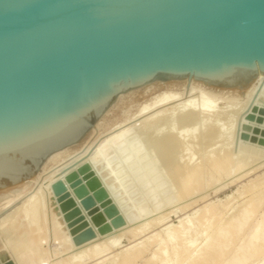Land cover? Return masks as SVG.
I'll return each instance as SVG.
<instances>
[{
  "label": "bare ground",
  "instance_id": "1",
  "mask_svg": "<svg viewBox=\"0 0 264 264\" xmlns=\"http://www.w3.org/2000/svg\"><path fill=\"white\" fill-rule=\"evenodd\" d=\"M154 81L156 80L137 88L147 84L146 87H150ZM174 84L179 87H167L155 93L130 117L116 122L107 132L89 142L73 157H80L79 162L72 163L73 161L70 160L72 164H67L63 159L71 154V146L81 142L92 129L93 131L98 129L102 125L103 116L109 113L112 105L130 91L120 93L82 139L49 155L41 164L36 176L0 186V264H8V261L12 264H44V260L49 261L50 259L57 260H51L52 263L48 262L49 264H136L140 260L142 264H249L251 260L264 254V210L258 214L264 204V174L252 178L243 189L238 188L236 193L228 197L227 201L208 198V195L204 194L205 196L199 200L182 208L183 212L179 215L180 220L178 219L177 224L166 221L170 218L168 215L174 214L172 211L169 214L166 213L167 216L159 218L157 216L152 218V221L131 227L134 221L147 213L149 205L152 211L161 209L167 199L177 205V202L189 196L193 197L199 190L210 188L215 183L218 184L223 172L233 179L235 178L232 176L234 169L235 172L240 173L239 179H241L264 165V75H257L252 81L238 86H221L198 78H184ZM137 88H133V91ZM138 129L141 131L139 132ZM133 135H137L135 139L141 144L135 146V149L133 148L135 151L131 153L132 146L128 148L130 142L127 140L131 136L134 137ZM201 141L203 144L204 141L206 145L208 144L204 154L199 155L195 152L188 158L186 157V166H177L178 174L174 173L176 183L174 182V186L169 191L166 190L164 193L162 191L163 194L161 193L159 198H156V195L157 200L151 204L149 202L146 209L142 210L138 207L142 211L133 215V218L130 217V214H133L132 211L129 210L130 214L126 217L123 212L127 219L124 218L122 222L119 220L120 223L115 224L116 227L118 226L121 237L123 234L127 236L128 233L129 235L127 236L130 239L129 243L123 250L116 251V248L122 245H119L120 233L115 234L118 230L109 233L108 229L111 227L110 223L113 224V219L117 223L118 218H113L110 212L102 215L101 211L96 209L93 216L97 219L100 214L101 218L104 216L102 221L104 220L105 223L100 221L103 224L100 228V233L104 235L103 240L101 241L100 237V241H97L99 237H96L98 236L96 233L98 234L99 231H95L90 225L91 220L88 219L91 218L86 217L85 219L83 214L85 220L82 218L83 221L77 223L76 230L80 237L82 235L84 242L81 239L77 240L79 243H85L86 236L90 235L89 245L92 240L96 242L94 244L92 242L89 250L88 246L83 244L84 246L80 247L81 250L78 253H72L71 250L75 245L72 241L74 234L64 232L63 227L73 218L79 219L82 214L78 212L76 214L75 208L67 207L66 196L72 191L73 200L82 212L87 211L84 207L90 208L92 205H89V200L88 203L77 195L69 180L75 169L79 171L85 164L90 165L97 178H100L99 181L102 182L100 183L108 190L112 184L115 188L116 186L121 187L119 185L122 179H126L130 170L126 172V169H121L122 163L125 164L122 165L124 167L131 165L138 162L137 160L146 153H150L152 160L165 158L169 156V153L171 157L172 151L178 147H189L190 144H199ZM184 150L188 149L184 148ZM124 154H126L125 157H123ZM119 156L120 159L122 156L125 160L121 159L120 165ZM249 160L259 161V166L255 168L254 164L256 165L257 162H253L254 167H248ZM49 166H52L50 170ZM86 173L79 172L77 177L86 181L89 191L97 190L98 187L94 188L95 184L91 182L95 178L94 175L89 176L87 173V176ZM105 179H112V184L104 183ZM222 185L216 186V190ZM118 191L119 189L117 194H119ZM246 191L249 192L250 198L244 200L239 208L237 207L238 211L235 214H231L230 217L227 213L225 215L224 212L228 211L233 200ZM110 193L112 194L110 197L113 196L111 191ZM21 198L26 200H24V206L17 207V210L14 203L18 200L20 203L23 202ZM81 199L83 205H81ZM201 201L205 202L203 206H200ZM254 220L256 223L251 225ZM163 223L165 227L155 232L158 225H163ZM84 233H88L85 238H83ZM11 234L16 235L18 239L15 243L13 240V243L9 241ZM238 239L243 241L242 244L229 255V248Z\"/></svg>",
  "mask_w": 264,
  "mask_h": 264
},
{
  "label": "water",
  "instance_id": "2",
  "mask_svg": "<svg viewBox=\"0 0 264 264\" xmlns=\"http://www.w3.org/2000/svg\"><path fill=\"white\" fill-rule=\"evenodd\" d=\"M257 75L264 0H0V186L36 176L120 93L153 80L238 86ZM79 172L94 175L88 164ZM79 172L69 180L83 198ZM95 196L109 197L103 185Z\"/></svg>",
  "mask_w": 264,
  "mask_h": 264
},
{
  "label": "rangeland",
  "instance_id": "3",
  "mask_svg": "<svg viewBox=\"0 0 264 264\" xmlns=\"http://www.w3.org/2000/svg\"><path fill=\"white\" fill-rule=\"evenodd\" d=\"M182 79H184V78H178V79H172V80H156V81H154V82H152L151 83V85H150V87H146V86H148V84L147 85H145V86H142V87H140V88H137V89H134V91L132 90V91H130L129 93H125V96L121 99V100H119V101H116L113 105H112V107L110 108V111H109V113L107 114V115H104L103 116V121H102V125L100 126V127H98V129H96V130H94L93 131V129L91 130V132L85 137V138H83V140L81 141V142H79L78 144H76V145H73V146H71V154L70 155H68V156H66V157H64V159L63 160H65L66 161V163L67 164H72V163H76V161H78L79 162V159H80V157H76V158H73L74 156H76L82 149H84L88 144H89V142H91L93 139H95V138H97L98 136H101L102 134H104L105 132H107L109 129H110V127H112V125L113 124H115L116 122H118V121H122V120H125V119H127L128 117H130L133 113H135L136 111H137V109L139 108V106L142 104V103H144L146 100H149L155 93H159L160 91H162V90H165L167 87H174V88H177V87H179V85L178 86H176L175 84H174V82H180V80H182ZM163 83H165V84H163ZM154 91H156V92H154ZM141 129V128H140ZM139 130V129H138ZM142 130V129H141ZM141 130H139V132L141 131ZM134 136V135H133ZM131 138H132V140H131ZM131 138L129 139L128 138V140H127V142H130L129 144H128V148L129 147H131V153L132 152H134L135 150V146L137 147L138 145H139V143L141 144V142L140 141H136L137 139H135V138H137V135L136 136H134V137H132L131 136ZM130 140V141H129ZM131 141H132V144H131ZM136 141V142H135ZM200 143H202V144H200ZM199 144H197V143H195V144H190L189 145V147H183V146H180V147H178V149H179V151H178V149H176V150H174V151H172L173 152V154H171V157H169L170 156V153H169V156H167V157H165V158H154L153 160H152V158H150L151 157V155H150V153L148 154V153H146V154H143L144 156H141L140 158L141 159H139V160H137L138 162H134V163H132L131 165H126V167H124V166H122V165H125L124 163H122V161H125L124 160V158H122V156H121V159H123L122 161H121V159H120V156L118 157L119 158V161L120 162H118V160H117V162L119 163V165H120V163H122V165H121V169H126L127 171L126 172H128V169L130 170L129 171V173H128V177L126 176V179L124 178V180L122 179V182L124 183H120L121 185H119V184H117V185H119V186H121V187H118V186H116V184H115V186H116V188L114 187V185L112 184V179H105L103 182L105 183L106 182V184H112V186L111 187H113L114 189H112L111 187L107 190V188L105 187V185H103V184H101L102 182L101 181H99L100 180V178L98 179L97 178V176H96V173H95V171H94V169L93 168H91V171L93 172V174H94V177H96L98 180V182H99V185H101V186H99V188L100 187H102V185H103V187H105V189L107 190V192H108V195H109V197L108 198H105V199H102V200H100V199H97L96 198V196H95V193H96V191L99 189H97V190H92V191H89V194L86 196V197H83V200H86L87 202H88V200L90 201V204L89 205H91V206H93V207H91L90 206V208H85L84 206V210L86 211V212H80V214H82V215H80V218H81V220H80V218L79 219H77V217L76 218H73L72 220H70L72 223H70V221H69V223H65L64 224V226L65 227H63V229H64V232H69V233H73L74 235V237L72 238V236L70 237V238H72L73 240V242H74V247L72 248L73 250H71L72 251V253L74 254V252H75V254L76 253H78L81 249H80V247H82V246H84V245H87L88 246V250L90 249V247H91V245H92V242H93V244H94V242H96V241H91V244L89 245V240L88 239H90L91 240V238H89V237H91L90 235H89V237L88 236H86V235H88V233H84L85 235H83L84 237L83 238H85V236L87 237V238H85V243H79V239H81L82 240V242H84L83 240L84 239H82L81 237H82V235H81V237H80V235H78L77 234V226H78V222L79 221H83V219H84V217H85V219H86V217L87 218H91V219H88V220H91V221H89V222H91L90 223V225L92 226V227H94V230L96 231V230H98L97 232H98V234L96 233V235H98V236H96V237H99V238H97V239H99V240H97V241H100V237H101V241L103 240V234L102 233H100V228H102V225L103 224H101L100 223V221H102V219H104V216L101 218V214L103 215V213H112L113 214V218H118V219H116V220H118L117 221V223H116V221H115V219H113L114 221H113V224L115 225V224H118V223H120V221L122 222L123 220H124V218L126 217V216H128V214H130L129 212L130 211H132L131 213H133V214H130V217L131 218H133L138 212H140V211H142V210H144V209H146L147 207H148V205H149V202H150V204L153 202V201H155V200H157L156 198H159L158 196H161L164 192H166V190H170V188H172V186H174V184L176 183V177H175V179H174V176H175V174L174 173H176V174H178V167L177 166H179V167H181L182 165H185L186 164V159L188 158V156H190V155H192L193 153H195V152H197L199 155L200 154H204V152H205V149H206V146H208V144L206 145L205 143V141H204V144H203V141H201ZM193 145H194V147H193ZM134 146V147H133ZM134 148V149H133ZM182 148H183V151H182ZM184 148L186 149H188V150H184ZM133 149V150H132ZM194 151V152H193ZM181 152H182V154H181ZM191 152V153H190ZM187 153H188V155H187ZM190 153V154H189ZM147 154H148V156H147ZM120 155V154H119ZM123 155V154H122ZM173 155V156H172ZM176 155V156H175ZM179 157H178V156ZM182 156V159H184V160H182L181 159V156ZM126 156V154H124V156L123 157H125ZM184 156H185V158H184ZM198 156V155H197ZM146 157H147V159H146ZM173 157H177V159H173ZM187 157V158H186ZM145 158V159H144ZM170 158H171V160H170ZM74 159H75V161H74ZM77 159V160H76ZM158 159V160H157ZM164 159H166V160H164ZM173 159V160H172ZM179 159H181V160H179ZM70 160H72V161H70ZM149 160H150V162H149ZM178 160V161H177ZM148 161V162H147ZM159 161V162H158ZM163 161V162H162ZM180 161V162H179ZM182 161V162H181ZM183 161L185 162L184 164H183ZM70 162V163H69ZM72 162V163H71ZM152 162V164H150ZM155 162V163H154ZM249 162L251 163V165H250V163H248V167H250V168H253L254 166H255V168L256 167H258L259 166V161H250L249 160ZM255 162H257L256 163V165L254 164ZM85 164V163H84ZM83 164V165H84ZM253 164H254V166H253ZM83 165H81V166H83ZM86 165V164H85ZM131 166H133V167H131ZM157 166V167H156ZM186 166V165H185ZM52 166H49V170H50V168H51ZM91 167V166H90ZM129 167V168H128ZM131 167V168H130ZM177 167V168H176ZM133 168V169H132ZM174 168V169H173ZM177 169V170H176ZM81 170V169H80ZM79 170V171H80ZM176 170V171H175ZM79 171H77V172H79ZM134 171V172H133ZM175 171V172H174ZM73 172H76V169L73 171ZM132 172V173H131ZM173 172V173H172ZM88 173H90V172H88ZM160 173H161V175H160ZM256 173V174H255ZM87 174V173H86ZM143 174V175H142ZM164 176H163V175ZM235 174V175H234ZM260 174H264V165L261 167V168H258V170L257 171H255V172H252V173H250L248 176H246V177H244V178H241V179H239V176H240V173H237V172H235V170L233 169V172H232V176L233 177H235V178H233L232 176V178L233 179H231V178H229V176L225 173V172H223L222 173V177H220L219 178V183L217 184V183H215V184H213V185H211L210 186V188H206V189H204V190H199L195 195H193V197L192 196H189L188 198L186 197V198H184L183 200H181L180 202H177V205H176V203L174 204V202L172 201V200H170V199H167V200H165V202H164V204L163 205H165L164 207H165V211L163 210V205H162V207H161V209H156L157 210V212H156V210H154L153 209V211H152V208L150 207V205H149V210L147 211V215L145 214V215H142L143 217H141L140 216V218H138L136 221H134L133 223H132V225H131V227L133 228V227H135V226H138V224L139 225H141V224H143V223H146V222H148V221H152L154 218H156L157 216V218H159V217H163V216H167V214H169V213H171L172 211H174V214L172 213V214H170V215H168V216H170V218H168L169 220H166L167 222H169V223H173V224H177L178 222H179V215L183 212L182 211V208L185 206V205H188V204H190L191 202H194V201H196V200H199L200 198H202L203 196H205L204 194H206V195H208V198H214L215 200H219V199H221L222 201H224V200H228V197L229 196H231L233 193H236V191H237V189L238 188H240V189H243V187L245 186V185H248L249 183H250V180H252V178H255L257 175H260ZM170 175H172V176H170ZM149 176V177H148ZM218 176V175H217ZM228 176V177H227ZM130 177V178H129ZM219 177V176H218ZM129 178V179H128ZM222 178V179H221ZM79 179V181L80 182H83L82 184H85V185H87L88 186V184L86 183V181L84 182L83 181V179L80 177V178H78ZM159 179V180H158ZM226 180V181H225ZM107 181H108V183H107ZM224 181V182H223ZM233 181H235V182H233ZM101 182V183H100ZM109 182H111V183H109ZM175 182V183H174ZM58 183V182H57ZM173 183V184H172ZM168 184V185H167ZM220 184H223L218 190H216V186H218V185H220ZM162 185V186H161ZM166 185V186H165ZM168 186H170V187H168ZM164 187H166V188H164ZM75 188V187H74ZM122 188V189H121ZM126 188V189H125ZM162 188H164V189H162ZM119 189V191H118V193L119 194H117V190ZM208 189V190H207ZM114 190H116V191H114ZM125 192H124V191ZM161 190V191H160ZM165 190V191H164ZM110 191L113 193V196H111L110 197V195H112L111 193H110ZM159 191H160V193H159ZM162 191H163V193H162ZM155 192H156V194H155ZM208 192V193H207ZM116 193V194H115ZM162 193V194H161ZM115 194V195H114ZM121 194V195H120ZM125 194V195H124ZM161 194V195H160ZM198 194V195H197ZM243 194H245V195H243ZM248 194H249V192L248 191H246V192H244V193H242L239 197H236L235 198V200H233V202L231 203V205H230V207L228 208V211H226V212H224V214L226 215V213H227V215H229L228 217H230V215L231 214H235L236 213V211H238V208L240 207V205H242L243 204V201L244 200H246L247 198L249 199L250 197L248 196ZM119 197H118V196ZM156 195H157V197H156ZM69 196V197H68ZM68 196H66V201H65V204L67 205V207L69 206V209H73V208H76L77 206L75 205V204H73V198H74V194L72 193V191L68 194ZM116 196V197H115ZM120 196H122V197H120ZM69 199H68V198ZM116 199H115V198ZM118 197V198H117ZM156 197V198H155ZM196 197V198H195ZM84 198H86V199H84ZM90 198V199H89ZM119 198H120V200H121V202H119L120 200H119ZM124 198H126V199H124ZM193 198V199H192ZM114 199V200H113ZM152 199H154V200H152ZM188 201H187V200ZM247 199V200H248ZM24 200H26L25 198L23 199V198H21V201H23V202H21L20 203V201L18 200L16 203H14V206H16V208L18 207V208H21V206H24ZM68 200H70V201H68ZM72 201V202H71ZM116 201V202H115ZM171 201V202H170ZM70 202H71V204H70ZM92 202V203H91ZM246 202V201H245ZM89 203V202H88ZM126 205H125V204ZM168 203V204H167ZM185 203V204H184ZM242 203V204H241ZM23 204V205H22ZM124 204V205H123ZM167 204V205H166ZM199 204V203H198ZM205 204V202H203V201H201L200 202V206H203ZM17 205H19V206H17ZM73 205V206H72ZM81 205H83V202H82V199H81ZM232 205H233V207H232ZM235 205V206H234ZM239 205V206H238ZM14 206H12V207H14ZM71 206V207H70ZM125 206H126V208H125ZM130 206V207H129ZM144 206V207H143ZM170 208V209H168V207ZM11 207V208H12ZM116 207V209H118V211H119V213L118 214H114L113 213V211H112V209H114V208ZM129 207V208H128ZM138 207H141V209H139ZM199 207V206H198ZM236 207V208H235ZM238 207V208H237ZM10 208V209H11ZM18 208H17V210H18ZM109 208H111V209H109ZM137 208V209H136ZM100 210L101 211V214H100V216L98 217V219L95 217V216H93L94 215V211L95 210ZM151 209V210H150ZM168 209V210H167ZM232 209V210H231ZM130 210V211H129ZM136 210H138V211H136ZM167 210V211H166ZM175 210H176V212H175ZM231 210V211H230ZM262 210H264V204H263V206L260 208V210H259V212H258V214H261L262 213ZM19 211H21V209H19ZM107 211V212H106ZM129 211V212H128ZM136 211V212H135ZM151 213H150V212ZM159 211V212H158ZM181 211V212H180ZM123 212H125V217H124V213ZM128 212V213H127ZM153 212V213H152ZM79 213V212H78ZM77 213V211H76V214H78ZM86 213V214H85ZM135 213V214H134ZM149 213V214H148ZM160 213V214H159ZM167 213V214H166ZM229 213V214H228ZM85 216H84V215ZM93 214V215H92ZM257 214V218L259 219V215ZM123 218L122 220H120L119 221V217L120 216ZM123 215V216H122ZM134 215V216H133ZM224 215V216H225ZM84 216V217H83ZM227 217V216H226ZM83 218V219H82ZM130 218V219H131ZM153 218V219H152ZM75 219V220H74ZM84 219V220H85ZM97 219V220H96ZM101 219V220H100ZM125 219H127V218H125ZM173 219V220H172ZM179 219V220H178ZM94 220V221H93ZM96 220V221H95ZM104 221V220H103ZM102 221V223H105V222H103ZM115 222V223H114ZM167 222H164V223H167ZM80 223H82V222H80ZM164 223H163V225L161 224V225H158V227L156 228V230H155V232H157V231H160V230H162L165 226H164ZM256 223V220H254V221H252V224L251 225H254ZM75 224H77V225H75ZM113 224H111L110 223V228H108L109 229V233H110V231L112 232V233H114V231H116V230H118V226L116 227V225L115 226H113ZM80 225V224H79ZM94 225V226H93ZM97 225V226H96ZM21 227V226H20ZM20 227H18L19 229H22V228H20ZM72 229H71V228ZM109 227V226H108ZM120 228V227H119ZM75 229V230H74ZM128 229H131V228H128ZM128 229H126V231H128ZM120 233L119 232V230L118 231H116V233L115 234H118V233ZM76 233V234H75ZM101 234V235H100ZM77 235V236H76ZM120 235V237H121V233L119 234ZM123 236H125L124 234H123ZM121 237L120 238V240H119V245L120 244H122V245H120V246H118L115 250L116 251H121V250H123L124 248H125V246H127L128 245V243H129V238L127 237V236H129L128 235V233H127V236H125V237ZM9 237H11V238H9V241H11V243H13V241H14V243L18 240L17 238H16V235H13V234H11V236L9 235ZM13 237V238H12ZM119 238V236H115V238ZM123 238V239H122ZM78 239V240H77ZM96 239V238H95ZM94 239V240H95ZM13 240V241H12ZM71 240V239H70ZM76 242H75V241ZM81 240H80V242H81ZM87 240H88V242H87ZM123 242H122V241ZM71 241V242H72ZM58 242V241H57ZM242 240H240V239H238L234 244H233V246L231 247V248H229V255H231L232 254V252L236 249V248H238L241 244H242ZM88 243V244H87ZM98 243H100V242H98ZM76 244H78V245H76ZM84 244V245H83ZM1 245V244H0ZM238 245V246H237ZM60 247H61V245H59ZM237 246V247H236ZM120 247V248H119ZM75 250V251H74ZM231 250V251H230ZM71 253V254H72ZM52 259H50L49 261H46V260H44L45 261V263L44 264H49V263H52V261L54 260V261H56L57 259H53L52 261H51ZM43 261V262H44ZM51 261V262H50ZM47 262V263H46ZM49 262V263H48ZM139 262V261H138ZM136 263V264H142V261L140 260V262L139 263ZM257 262V263H256ZM90 264H93V263H90ZM249 264H264V254H262L261 256H259V257H257V258H255V259H253V260H251V262H249Z\"/></svg>",
  "mask_w": 264,
  "mask_h": 264
}]
</instances>
